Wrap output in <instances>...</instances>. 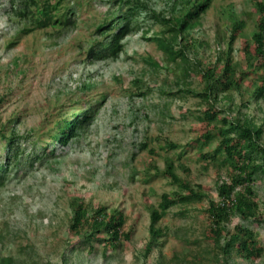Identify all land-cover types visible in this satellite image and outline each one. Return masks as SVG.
<instances>
[{
    "label": "rangeland",
    "instance_id": "obj_1",
    "mask_svg": "<svg viewBox=\"0 0 264 264\" xmlns=\"http://www.w3.org/2000/svg\"><path fill=\"white\" fill-rule=\"evenodd\" d=\"M10 1L16 0H0V123H5L11 134L30 136L21 140L25 152L32 151L35 142L48 151L52 148L49 133L56 127L59 115H69L89 104H95L96 114L76 141L68 146L55 145L53 156L35 161L32 168L18 166L0 187V259L11 256L28 264H61L63 253L75 242L67 227L72 216L69 204L76 198L123 213L124 231L130 233V242L105 256L99 247L93 254L83 250L79 256L71 257V264H158L161 257L168 264L181 260L218 264L216 247L203 238L208 227L204 211L208 201H219L216 183L218 178L227 179L229 167L222 156L215 165L204 159L217 146L218 138L214 136L207 145L202 141V147L194 142L199 125L195 116L207 108L208 100L158 92L164 78L150 73L146 66L148 58L165 66L160 62V52L148 40L158 34V28L147 32L148 24L141 23L144 30L123 39L125 48L118 60L90 63L78 44L94 41L95 22L115 11L110 0H75L70 8L77 12L76 25L58 41L46 39L43 31L15 38L22 25L10 20ZM144 1L157 12L178 7L174 0ZM252 10L246 0L212 1L200 28L181 41L182 45L192 42L196 68L210 65L216 50L226 48L229 22L237 17L246 23L234 49L240 48L242 39L248 40L254 15L247 14ZM10 43L15 44L9 46ZM187 80L190 90L200 91L202 86L194 71ZM250 90L245 85L242 95L220 94L214 107L229 119L245 118L261 127L260 143L264 145V101L255 102L249 96ZM142 93L145 95L140 96ZM98 102L102 106L98 107ZM165 138L182 148L172 152L163 142ZM144 144L147 149H142ZM151 149L156 154L152 155ZM5 157L6 153L0 152V163ZM165 158L174 163L180 180L201 185L207 199L172 207L158 224L162 235L159 246L145 259L148 208H156L162 196L178 188L163 176ZM150 161L156 169L151 168L148 176ZM180 164L187 172L180 169ZM254 191L262 222L244 225L258 233L264 247L263 176L257 178ZM236 223L237 218L227 226L228 232ZM231 264L249 263L237 258ZM250 264H264V253Z\"/></svg>",
    "mask_w": 264,
    "mask_h": 264
},
{
    "label": "trees",
    "instance_id": "obj_2",
    "mask_svg": "<svg viewBox=\"0 0 264 264\" xmlns=\"http://www.w3.org/2000/svg\"><path fill=\"white\" fill-rule=\"evenodd\" d=\"M16 1H10L13 10L10 20L22 25V28L17 30L15 38L34 31H43L46 39L58 41L66 37L70 28L76 25L77 12L70 8L75 4V0ZM110 1L115 11L104 18L101 17L99 21L96 19L94 41L81 42L78 47L86 53L87 61L90 63L114 62L124 52L123 39L144 30L141 23L148 24L147 32H153L154 27L158 28L156 30L158 34L154 35L150 42L160 52V62L165 66L156 64L153 58H148L150 64L147 62L146 65L150 73L161 74L164 78V84L158 92L173 97L189 95L208 100L210 104L207 108L195 116L199 125L194 142L201 144L202 147L204 146L202 141L207 145L214 136L218 138L217 146L212 153L205 155L204 159H209L210 163L215 165L218 157L222 156L229 167L227 179L218 178L216 183L219 201H208V208L204 211L208 227L203 233V238L216 247L218 264H231V261L237 258L249 264L255 262L263 255L264 247L260 245L258 233L244 223L262 222L263 214L256 200L254 184L257 178L264 177V145L260 143L263 130L245 118L229 119L214 107V103L220 94L242 95L245 85H249L251 89L250 98L255 102L264 101V0H246L253 6L252 12L247 16L254 15L253 30L248 40L242 39L240 48L234 49L236 41L242 38L241 33L246 23V20L237 17L235 21L229 22L231 25L224 41L226 48H218L213 62L201 69L195 67L196 62L192 58L195 57L192 42L187 41L182 45L181 41H186L189 32L200 28L201 20L207 14L213 0H186L184 3L181 0H174L173 3H177L178 7L170 6L168 12L154 11L144 0ZM14 44L10 43L9 46ZM15 67L16 65L13 68ZM193 71L202 86L199 92L189 89L191 83H188L187 79H190ZM143 75L147 74L143 72ZM180 86H184V89ZM104 99L105 97H102V102ZM94 105H86V109H80L82 110L80 113L75 111L69 115L67 113L59 115L56 127L51 130L52 132L49 131L51 132L49 144L52 143V148L48 151H45V147L39 148V144L35 142L32 151L25 152L21 140L30 136L11 134L5 123H0V152L6 153L5 159L0 163V187L6 184L10 174L14 169H18V166L32 168L35 161L52 157L55 145L68 146L76 141L83 129L93 122L96 114ZM97 105L102 106L101 102ZM213 130L216 132L215 135L212 134ZM163 142L172 152L182 148L166 138ZM145 145L142 149L148 148ZM36 148L39 149L36 151ZM160 150L164 149L160 147ZM150 153L156 154L154 149H151ZM179 167L187 172L183 165L180 164ZM151 168L156 169L153 161L149 163L146 173L148 176ZM164 168L163 176L178 188L171 194L162 196L156 208L152 206L148 208L149 239L143 254L145 259L159 246L162 235L158 224L172 207L207 199L201 185L192 184L187 179L180 180L175 175L174 163L169 159H164ZM69 205L72 216L67 231L75 242L63 253L61 264H71V257L79 256L83 250L93 254L99 247L105 256L109 252L117 251L124 242H130V233L124 231L126 217L123 213L116 210L108 211L103 206L94 207L76 198H72ZM236 218L238 223L234 225L232 232H228L227 226ZM1 238L0 232V243ZM0 264L28 263L10 256L0 259ZM158 264L168 263L161 257ZM178 264L189 263L181 260Z\"/></svg>",
    "mask_w": 264,
    "mask_h": 264
},
{
    "label": "clouds",
    "instance_id": "obj_3",
    "mask_svg": "<svg viewBox=\"0 0 264 264\" xmlns=\"http://www.w3.org/2000/svg\"><path fill=\"white\" fill-rule=\"evenodd\" d=\"M186 0H182V2L184 3ZM211 5H212V3H211ZM139 32V31H138ZM138 32H136V33H138ZM152 38H154V37H151L150 39H148V40H152ZM81 51V50H80ZM81 52H83L84 54H85V58H86V53L84 52V51H81ZM86 61H87V58H86ZM88 62V61H87ZM110 62H112V61H110ZM84 109V108H83ZM86 109V108H85ZM77 111H82V110H77ZM76 111V112H77ZM72 113H75V111L74 112H72ZM71 114V113H70ZM50 141V140H49Z\"/></svg>",
    "mask_w": 264,
    "mask_h": 264
}]
</instances>
